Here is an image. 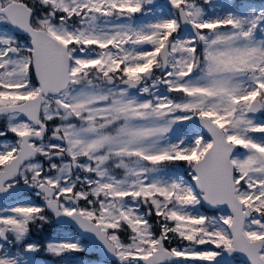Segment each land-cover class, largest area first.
I'll return each instance as SVG.
<instances>
[{
  "label": "snow or ice",
  "instance_id": "1",
  "mask_svg": "<svg viewBox=\"0 0 264 264\" xmlns=\"http://www.w3.org/2000/svg\"><path fill=\"white\" fill-rule=\"evenodd\" d=\"M0 264H264V0H0Z\"/></svg>",
  "mask_w": 264,
  "mask_h": 264
}]
</instances>
